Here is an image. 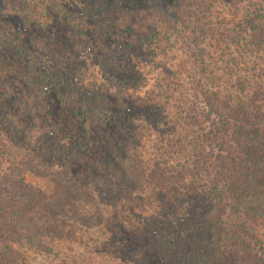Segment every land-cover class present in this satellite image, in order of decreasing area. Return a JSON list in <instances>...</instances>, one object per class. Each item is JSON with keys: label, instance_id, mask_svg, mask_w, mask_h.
<instances>
[{"label": "trees", "instance_id": "16d2710c", "mask_svg": "<svg viewBox=\"0 0 264 264\" xmlns=\"http://www.w3.org/2000/svg\"><path fill=\"white\" fill-rule=\"evenodd\" d=\"M87 1L78 7L72 0H0V100H6L2 93L12 76L13 81L45 92L57 108H63L65 102L59 101L66 99L58 90H68L89 99L87 105L98 110V92L73 82L66 62L58 64L42 49L44 38L69 39L68 29L76 31L72 41L94 36V50L104 54L98 37L102 29L111 48L133 57H152L161 34L183 37L196 64L201 93L206 94L190 102L191 111H196L190 119L198 134L184 138L181 145L183 155L177 160L183 182L179 192L169 189L159 196L160 210L147 223V235L134 241L126 228L103 216L95 205L96 211L87 212L84 187L60 171L46 174L52 187L43 190L25 182L18 171L0 168V264H22L23 255L14 245H41L53 251L45 239H63L73 225L103 226L114 238L129 240V258L138 264H264V56L252 63V73L221 54L223 62L215 63H221V69L206 59V41L217 32L241 53L264 52V29L250 26L247 36L232 41L226 24L212 22V0ZM69 6L79 11H68ZM57 25L62 27L59 31L54 29ZM55 46L67 44L57 41ZM235 68L243 74L236 72L237 81L224 84ZM35 76H40L37 81ZM98 121L106 123L103 118ZM95 128L87 126L89 132ZM42 135L57 147L54 138ZM79 159L76 162H82ZM152 162V170L165 173L162 160ZM120 172L127 183L138 178L133 165L122 166ZM54 252L59 264H67L64 255Z\"/></svg>", "mask_w": 264, "mask_h": 264}, {"label": "rangeland", "instance_id": "374dc122", "mask_svg": "<svg viewBox=\"0 0 264 264\" xmlns=\"http://www.w3.org/2000/svg\"><path fill=\"white\" fill-rule=\"evenodd\" d=\"M83 1L89 2L72 0L78 7L83 6ZM212 1V22L226 24L232 41L247 36L250 26L264 29V0ZM78 7L69 6L68 11L78 12ZM60 28L54 26L56 31ZM98 32L99 42L106 48L104 54L94 50V36L72 41L70 38L76 31L69 29V39L61 35L43 37L41 45L58 64H63L59 60L66 62L73 82L98 92V110L87 105L89 99L68 90H58L66 99L61 98L59 102L64 101L65 105L57 108L50 96L45 97V92L13 81L12 76L8 78L6 91L2 93L6 100H0V168L18 171L25 182L43 190L52 187L46 174L60 171L61 176L84 187L90 204L85 209L87 212L96 211L95 205L103 216L126 228L129 239L136 241L147 235V223L160 210L161 194L169 189L179 192L183 182L177 160L183 155L181 145L184 138L187 141L198 134L196 124L190 119L196 114L195 110L191 111L190 102L195 96L199 100L205 93H201L197 83L200 77L188 48L182 44L183 37L169 39L161 34L152 57L142 54L133 57L111 48L104 30ZM57 41H64L67 46L57 47ZM229 41L218 32L207 39L206 59L220 69L222 64H215L218 60L234 59L232 63L238 62L252 73V63L262 60L264 52L241 53L233 43L234 48L229 46L232 49L228 52ZM232 70L231 78L222 80L224 84L230 80L236 82L238 74H243L239 68ZM37 77L40 76H35V81ZM246 77L251 75L247 73ZM98 118H103L105 125ZM87 126L96 128L89 132ZM43 132L54 138L57 147L52 141L46 143ZM80 157L82 162H76ZM160 160L164 162L160 166L165 172L161 175L151 168L152 161ZM127 165L134 166L136 181L122 180L120 171ZM67 232L60 240L45 239L52 247L51 252L43 250L41 245L26 243L14 248L23 255L22 264H59L60 256L54 251L64 255L67 264H138L129 258V240L114 238L103 226L73 225Z\"/></svg>", "mask_w": 264, "mask_h": 264}]
</instances>
